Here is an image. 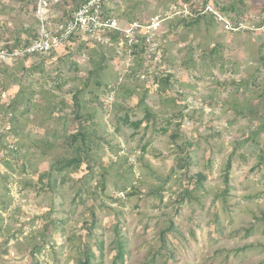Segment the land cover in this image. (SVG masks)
<instances>
[{
  "label": "rangeland",
  "instance_id": "1",
  "mask_svg": "<svg viewBox=\"0 0 264 264\" xmlns=\"http://www.w3.org/2000/svg\"><path fill=\"white\" fill-rule=\"evenodd\" d=\"M51 1L53 21L82 2ZM209 8L213 15L205 13ZM36 11L37 0H0V47L34 39ZM105 12L126 37L85 35L55 52L0 63V264H81L86 245L94 252L91 264H264V164L256 154L241 158L259 120L234 110L263 91L264 0H110ZM137 35L147 38L143 67L129 76L136 59L126 40ZM101 52L105 85L91 81L84 89ZM162 87L169 97H161ZM12 89L31 96L30 111L8 106ZM82 89L110 144L95 151V177L84 181L85 171L53 168L58 156H72L63 142L79 125L74 96ZM123 97L127 105L148 104L160 114L156 124L141 105L116 131L124 111L111 104ZM49 99L59 107L53 118ZM253 136L264 144V130ZM185 140L191 148L181 145ZM147 163L163 177L176 170L163 201L152 192L161 180L142 176ZM197 171L207 176L206 190L181 201ZM49 172L52 189L43 177ZM124 181L127 190L120 188Z\"/></svg>",
  "mask_w": 264,
  "mask_h": 264
},
{
  "label": "trees",
  "instance_id": "2",
  "mask_svg": "<svg viewBox=\"0 0 264 264\" xmlns=\"http://www.w3.org/2000/svg\"><path fill=\"white\" fill-rule=\"evenodd\" d=\"M86 1L87 0H82V2H80L74 10H76L79 6H81ZM206 6L207 4L205 5V7ZM228 8L229 7H224L223 10L225 9L226 11L228 10ZM209 9L210 11L207 10L205 13L212 14L213 10H211V8ZM73 11H71L69 14H72ZM201 19L202 17L200 15L195 19V21L200 22ZM124 31H125V27L122 26L121 22H119V29L113 30L109 34L111 37V40L114 41V40L121 39V37H124V36L126 37ZM37 35L34 37V39L37 37ZM78 37L81 38V36L77 35V36H73L70 40H75V38H78ZM34 39L28 38L24 42L21 41V43L17 44V46H27L31 44ZM93 41L94 40H86V43L91 44ZM95 41L96 42L94 43H96V45L100 47L103 46V44L101 43L102 40H95ZM146 44H147V38L141 35H137L136 38L132 40V42H128V40H126V45L128 46V49L131 50V54H133L136 59L135 64H133L129 68L130 69L129 71H131L128 74L129 76H135L137 74H140V71L142 70V67H143V59H144L143 55L146 49ZM17 46L7 44L3 47L9 50H12L13 48ZM56 50L57 48L53 49L52 52H55ZM213 51H214V48H213ZM33 55H39V53L25 54L22 57L30 58ZM105 60H106V54L104 52H101L100 59H95V58L92 59L93 65H95V67L89 73V76L85 83L86 86L84 87V89L89 87L91 81L94 82L93 87H96L99 85H105L104 80L100 76V71H102V69L104 68ZM260 61H261V66L264 69V55L263 54L260 57ZM171 76L172 75L169 74L166 78H163V80L169 83ZM93 87L89 88V91L90 93L95 94L96 99L98 100V96L94 92ZM82 92H83V89L76 92L74 96L75 117L77 120H79V125L77 129L74 132H72L70 135H68L66 137V140L63 142V145L66 146V149H68L71 152L72 156H68L65 154L58 156L54 161L53 168L57 170L59 173H65V174L67 173L69 175H73V173L77 171L78 172L85 171L84 176L81 177V180L84 181L87 179L93 180L95 177L94 166L97 161L96 160L97 156L95 154V151L103 147V142L105 138L99 133V130L96 127L95 119L97 118V110L94 106L89 104V101L87 99L81 97ZM159 92H160L159 94L161 95V97H163L164 95H166V97H169L166 87L160 88ZM8 95H9L8 98L10 101L8 106L16 107L22 104L24 107L23 112H26V113L30 111L31 108L34 106L31 96H27L21 91L15 92V90L12 89V90H9ZM146 96H147V91L145 92L144 97L142 99H144ZM257 99H260V100L257 104H255ZM123 100H124L123 102L114 101L111 104L114 106V109L117 110L118 112L124 111L123 114H120L119 116H117V122L115 123V130L118 132H120L121 130L122 123L128 124L130 122V112L133 109L141 107V105H143V110L145 112L144 117L148 119L149 121L156 122V120L158 119L160 115V114L153 112L148 104H145L144 102H142L143 100L137 104H131V105H127L125 103L127 100L126 97H123ZM238 100L239 99L237 97L234 99V101H238ZM49 102H50L49 106L48 108H46V110L49 113V118H53L55 113L59 110V107H58V103H52L51 99H49ZM236 105L240 107L238 109L234 108L237 115H244L246 117L248 116L257 117L259 120L257 129L249 133L247 137L245 138V140L243 141V143H248L249 150L243 152L241 154V158L247 159L250 155L256 154L259 159V164H264V144H262L261 141H259L256 137L253 136V135L255 136L260 135L261 132L264 130V86H263L262 92L253 95L249 99L248 104L242 107L240 106V104H236ZM246 109L248 111L245 112ZM135 126H139V122H137ZM173 136L175 139L179 135L174 134ZM104 143L105 145H110L107 142H104ZM181 145L189 146V148H191L192 146L191 143L187 142V140H185ZM190 155L191 154H188L187 157L190 158L191 157ZM125 159H126V162H128L127 157H125ZM231 167H232V159L230 158L227 163L228 171L231 169ZM130 168H131L130 172L133 171L132 169L133 166H131ZM145 168H149L150 171L146 172L147 174H145V172H142V176L152 175V176H155L157 179L161 180L162 182L161 185L154 188L152 192L160 197V201H163L164 199L163 192L165 191V184L174 175L176 170L173 169L168 174L167 177H163L158 172H156V170H152L148 163L145 164ZM107 174H108V169L105 167L103 173L101 174L102 178L98 181V184L100 188L102 189L106 188ZM52 176L53 174L51 172L43 176V177L49 178V185L51 189L53 188V185H54L52 182ZM226 179L228 180V175L226 176ZM124 180H127V178H125ZM206 181H207V176L203 174L202 172L197 171L195 174H193V176H190L189 184H187L185 188H183L180 192V200L183 201L187 198L196 197L195 191H198V190L205 191ZM120 188L123 190H127L129 186L127 185L126 181H124L121 184ZM226 193L227 192L225 191L224 195H226ZM225 199H226V196H225ZM121 244H120V250H119L118 257L119 259H121V261H123V251H122ZM86 246L87 247L83 251V256L80 258L81 264H91L92 258L94 256V252L92 248L88 245Z\"/></svg>",
  "mask_w": 264,
  "mask_h": 264
},
{
  "label": "built area",
  "instance_id": "3",
  "mask_svg": "<svg viewBox=\"0 0 264 264\" xmlns=\"http://www.w3.org/2000/svg\"><path fill=\"white\" fill-rule=\"evenodd\" d=\"M110 0H87L76 10L61 19L53 21L52 1L37 0L39 32L27 46H17L12 50L0 47V63L18 59L25 54L47 53L69 41L73 36H100L102 33L119 29V21L105 12ZM230 29L242 26L227 25ZM264 31V26L260 27ZM123 194V192H122Z\"/></svg>",
  "mask_w": 264,
  "mask_h": 264
}]
</instances>
